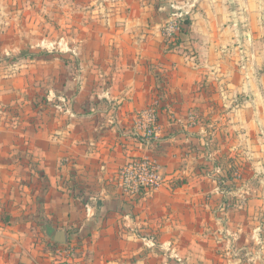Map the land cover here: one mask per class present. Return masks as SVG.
Segmentation results:
<instances>
[{
    "label": "crops",
    "instance_id": "crops-1",
    "mask_svg": "<svg viewBox=\"0 0 264 264\" xmlns=\"http://www.w3.org/2000/svg\"><path fill=\"white\" fill-rule=\"evenodd\" d=\"M38 4L0 0L3 43L38 30ZM43 4L56 7L63 59L0 60L14 69L0 70V264H56L60 246L74 250L67 264H231L206 222L216 199L245 192L207 187L219 177L199 166L219 134L242 156L263 153L264 0ZM181 10L186 28L165 38ZM149 111L156 142L145 145ZM147 155L163 185L121 189L120 170Z\"/></svg>",
    "mask_w": 264,
    "mask_h": 264
},
{
    "label": "rangeland",
    "instance_id": "rangeland-1",
    "mask_svg": "<svg viewBox=\"0 0 264 264\" xmlns=\"http://www.w3.org/2000/svg\"><path fill=\"white\" fill-rule=\"evenodd\" d=\"M38 5V9L35 5H31L29 10L30 15L37 13L40 17L38 30L34 31L31 27L26 26L24 35H10L7 43H3L2 36H0V60H12L13 63L17 60L34 59L48 61L55 55H58L59 59H63L61 56L64 54L56 53L52 48L54 43H62V39H64L60 21L52 20L49 16V13L54 12L56 7L43 4V0ZM37 10L38 12H36ZM30 20L31 18L29 21L26 20L25 24H31ZM261 23V27L264 28V18ZM184 27L186 28L185 23L183 24ZM262 38L264 39V35ZM2 47H7L10 50L2 51ZM45 66L43 70L48 72V65ZM0 70L10 71L14 69ZM242 104L244 101L237 97L234 99L232 108H240ZM154 124L156 128L157 117H155ZM154 137L155 134L152 138H145L143 135L142 139L145 145H152L153 142H156ZM220 137L216 147L210 148L218 151L213 162L207 161V164L202 163L199 166L200 170L219 178L216 179L215 184L212 181H207L204 185L207 187L216 185L221 190L233 188L236 191L243 188L245 193L234 192L224 196L221 200L216 199L217 206L210 211L211 220L206 223L217 229V247L224 248V253H229L231 264H264V150L263 153L257 154L256 150L249 149L246 152L244 151L246 149H243L246 155L242 156L240 147L234 148L236 143L234 138L231 140L233 141L232 146L230 141L224 140L223 134H219ZM207 152L213 153L209 150ZM153 154L155 155V153ZM154 155L141 156L135 161L141 162L146 159L161 166ZM163 183L162 178L161 186Z\"/></svg>",
    "mask_w": 264,
    "mask_h": 264
},
{
    "label": "built area",
    "instance_id": "built-area-1",
    "mask_svg": "<svg viewBox=\"0 0 264 264\" xmlns=\"http://www.w3.org/2000/svg\"><path fill=\"white\" fill-rule=\"evenodd\" d=\"M188 12L181 10L179 14L172 15L162 27V35L170 39L174 34L180 33L185 23ZM143 135L145 138H152L155 134V116L152 111L147 112L142 117ZM118 186L130 192H138L141 189L156 191L161 187L162 178L159 166L156 162L144 159L141 162L131 161L120 172L117 177ZM56 264H67L74 256V250L70 246H60L54 248Z\"/></svg>",
    "mask_w": 264,
    "mask_h": 264
},
{
    "label": "water",
    "instance_id": "water-1",
    "mask_svg": "<svg viewBox=\"0 0 264 264\" xmlns=\"http://www.w3.org/2000/svg\"><path fill=\"white\" fill-rule=\"evenodd\" d=\"M56 241H58V242H60V243H65V240H64V238H59V239H57Z\"/></svg>",
    "mask_w": 264,
    "mask_h": 264
},
{
    "label": "trees",
    "instance_id": "trees-1",
    "mask_svg": "<svg viewBox=\"0 0 264 264\" xmlns=\"http://www.w3.org/2000/svg\"><path fill=\"white\" fill-rule=\"evenodd\" d=\"M185 23H187V21H185Z\"/></svg>",
    "mask_w": 264,
    "mask_h": 264
}]
</instances>
